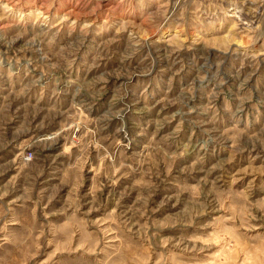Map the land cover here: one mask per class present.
<instances>
[{
	"label": "rangeland",
	"instance_id": "1",
	"mask_svg": "<svg viewBox=\"0 0 264 264\" xmlns=\"http://www.w3.org/2000/svg\"><path fill=\"white\" fill-rule=\"evenodd\" d=\"M0 264H264V0H0Z\"/></svg>",
	"mask_w": 264,
	"mask_h": 264
}]
</instances>
